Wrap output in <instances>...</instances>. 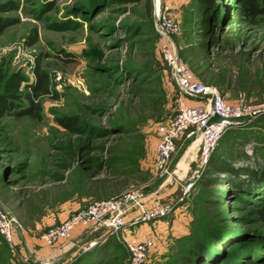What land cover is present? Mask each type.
Listing matches in <instances>:
<instances>
[{
    "label": "rangeland",
    "instance_id": "rangeland-1",
    "mask_svg": "<svg viewBox=\"0 0 264 264\" xmlns=\"http://www.w3.org/2000/svg\"><path fill=\"white\" fill-rule=\"evenodd\" d=\"M207 1L162 0L178 27L171 39L197 81L257 114L226 129L205 164L198 141L181 139L170 161L177 176L167 178L153 164L155 131L176 114L179 95L160 56L154 1L0 0L10 23L0 33V205L25 233L37 238L47 215L137 194L171 207L131 232L153 241L139 264H264V13L236 19L243 0ZM37 70L48 78L39 116L15 114L29 105ZM211 157L239 174L209 170ZM97 245L82 255L104 246L97 264H131L116 236ZM0 264L45 262L0 236Z\"/></svg>",
    "mask_w": 264,
    "mask_h": 264
},
{
    "label": "built area",
    "instance_id": "built-area-1",
    "mask_svg": "<svg viewBox=\"0 0 264 264\" xmlns=\"http://www.w3.org/2000/svg\"><path fill=\"white\" fill-rule=\"evenodd\" d=\"M153 1L156 5L155 29L161 39L160 56L170 71L179 95L176 114L159 123L155 131L153 164L160 175L168 178L177 176V170L170 169V161L181 139L198 141L202 163L205 164L220 135L226 129L237 125L223 121L209 123L210 118L215 114L224 118L243 116L254 112V108L252 105L230 104L225 101L216 86L202 83L194 78L171 39V35L178 30V27L170 16L169 6L164 4L161 8L162 0ZM195 175L198 176L197 171H194L182 186L183 196L188 197ZM143 199V195L127 194L122 198L89 203L73 211L61 223L47 227L39 238L47 245H54L59 240L69 239L76 227L83 226L93 231L104 228L106 235H114L119 239L129 254L131 264H139L146 258L153 241L147 234L136 238L131 232L141 225L158 221L171 212L170 205L162 204L159 198H156L150 206L145 205ZM21 228L22 225L15 217L0 205V236L9 245L15 246L16 233ZM96 243L97 240L90 242L89 246Z\"/></svg>",
    "mask_w": 264,
    "mask_h": 264
},
{
    "label": "trees",
    "instance_id": "trees-1",
    "mask_svg": "<svg viewBox=\"0 0 264 264\" xmlns=\"http://www.w3.org/2000/svg\"><path fill=\"white\" fill-rule=\"evenodd\" d=\"M205 2H208L207 0H204ZM264 13V5L262 7L258 6L253 0H243V2L239 5L237 10L234 13V18H243V16H250V17H255L257 15H260ZM10 23L3 22L0 20V33L3 31L4 28H6ZM35 36L32 38V40L29 42V44H34L35 42ZM29 92L26 93L25 98L27 99L29 105L26 108L21 109L20 111H16L15 114H21V115H29L31 117L37 118L39 116V98L42 96H45L48 93V78L45 76L43 71L37 70L35 73V79L34 82L29 86L28 88ZM11 96H16L14 94H11ZM14 100L8 99V105L7 109H10L11 106L10 104L13 103ZM59 122L62 123L65 127L71 128L68 119L67 118H61L59 119ZM209 164V170H212L214 173H231L236 176L239 174L237 171L229 166V164L226 161H223L219 158H212L208 161ZM207 182H218L219 181V176L218 177H212L209 179H206ZM205 202L209 203L210 200H204ZM203 201V202H204ZM207 203H205V207H207ZM208 212V211H207ZM257 214L260 218V220L264 223V203L262 206H260V209H258ZM210 215V214H209ZM216 217V216H214ZM195 220L197 223L199 222H205L207 220H210V217L206 216H201L197 217L195 215ZM198 229V228H197ZM194 230V229H193ZM206 233V232H205ZM222 237V235H217L215 238ZM100 246V245H99ZM97 245V249L99 247ZM95 249V247H94ZM107 250L105 249L104 246H100L98 250L93 252L92 254H85L82 256H79L76 258L74 261H71L70 263L67 264H97L100 262V258L103 254H107ZM246 264H255L253 261H247Z\"/></svg>",
    "mask_w": 264,
    "mask_h": 264
},
{
    "label": "crops",
    "instance_id": "crops-1",
    "mask_svg": "<svg viewBox=\"0 0 264 264\" xmlns=\"http://www.w3.org/2000/svg\"><path fill=\"white\" fill-rule=\"evenodd\" d=\"M79 208L81 207L74 208L72 212ZM68 216V213L66 214L63 212L47 215L44 217L42 224L37 226V229H33V232L35 233L36 231H40V229L43 232L47 227L61 223L68 218ZM154 224L155 223L150 225ZM42 227L44 229H42ZM149 228L150 227H147V224H145L139 226L137 229L146 232ZM39 236L34 238L33 234L29 235L25 233L22 227L21 230L16 233L15 238L17 245L21 250L37 254L41 260H50L52 262L56 261L57 264H67L75 258L82 256L81 247L86 245V247L91 248L89 243L95 240H97L98 245H100L108 235H106V230L104 228L93 231L89 228L79 226L73 229L69 239L59 240L54 245L45 244Z\"/></svg>",
    "mask_w": 264,
    "mask_h": 264
},
{
    "label": "water",
    "instance_id": "water-1",
    "mask_svg": "<svg viewBox=\"0 0 264 264\" xmlns=\"http://www.w3.org/2000/svg\"><path fill=\"white\" fill-rule=\"evenodd\" d=\"M256 114H257V112H252V113L247 114V115L229 117V118H224V117H221V116L215 114L210 118L209 123H215V122L223 121V122H227L230 124H242V123L250 122L255 117ZM51 260H53V259H51ZM44 262H45V264H47V263H51L52 261L44 260ZM53 263H54V261H53Z\"/></svg>",
    "mask_w": 264,
    "mask_h": 264
}]
</instances>
